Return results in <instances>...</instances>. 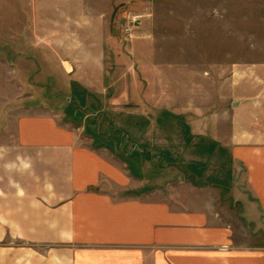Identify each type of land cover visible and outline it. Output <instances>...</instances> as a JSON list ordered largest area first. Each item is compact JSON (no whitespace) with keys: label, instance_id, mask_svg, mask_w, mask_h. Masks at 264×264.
Segmentation results:
<instances>
[{"label":"rangeland","instance_id":"1","mask_svg":"<svg viewBox=\"0 0 264 264\" xmlns=\"http://www.w3.org/2000/svg\"><path fill=\"white\" fill-rule=\"evenodd\" d=\"M39 1L0 0V112L21 96L57 106L79 145L143 175L133 183L139 191L156 187L159 198L167 191L179 202L207 197L206 206L215 199L235 246L264 248V215L229 150L234 126L264 130V0H99L92 7L109 8L100 27L119 55V67L100 74L26 73ZM135 17L128 36L123 21ZM12 60L18 74L7 72ZM7 82L24 90H7ZM6 110L0 146L12 144ZM11 242L0 235V248Z\"/></svg>","mask_w":264,"mask_h":264},{"label":"crops","instance_id":"2","mask_svg":"<svg viewBox=\"0 0 264 264\" xmlns=\"http://www.w3.org/2000/svg\"><path fill=\"white\" fill-rule=\"evenodd\" d=\"M99 3L34 4L37 49L22 57L35 69L26 73L100 74L119 67L100 27L113 1L92 7ZM6 68L18 74L15 61ZM6 87L24 90L18 82ZM12 101H5L12 109L0 112L14 119L12 144L0 146V235L12 239L0 248V264H264V248L235 246L228 214L216 209L215 199L206 206L207 197L179 202L167 191L159 198L156 187L139 191L133 183L143 175L79 145L57 106L25 96ZM231 134V161L244 171L264 215V130L234 126ZM113 187L132 192L117 196Z\"/></svg>","mask_w":264,"mask_h":264},{"label":"built area","instance_id":"3","mask_svg":"<svg viewBox=\"0 0 264 264\" xmlns=\"http://www.w3.org/2000/svg\"><path fill=\"white\" fill-rule=\"evenodd\" d=\"M123 22L124 23L122 24V27L124 30V34H129L128 36H131L133 32V28H135L136 25L138 24L137 17H135L134 19H130L129 21L126 22L124 20Z\"/></svg>","mask_w":264,"mask_h":264}]
</instances>
